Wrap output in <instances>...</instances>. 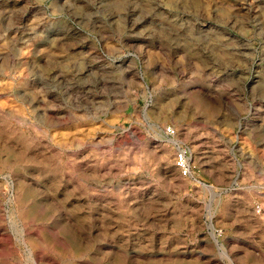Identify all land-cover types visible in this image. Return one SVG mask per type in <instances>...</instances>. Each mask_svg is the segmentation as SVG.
I'll return each mask as SVG.
<instances>
[{"label": "rangeland", "instance_id": "1", "mask_svg": "<svg viewBox=\"0 0 264 264\" xmlns=\"http://www.w3.org/2000/svg\"><path fill=\"white\" fill-rule=\"evenodd\" d=\"M49 262L264 264V0H0V264Z\"/></svg>", "mask_w": 264, "mask_h": 264}, {"label": "built area", "instance_id": "2", "mask_svg": "<svg viewBox=\"0 0 264 264\" xmlns=\"http://www.w3.org/2000/svg\"><path fill=\"white\" fill-rule=\"evenodd\" d=\"M166 132L173 134L175 128L172 126H166ZM174 165L177 167L180 175L187 176L191 172V164L188 158L187 149L184 146H177L174 155Z\"/></svg>", "mask_w": 264, "mask_h": 264}, {"label": "bare ground", "instance_id": "3", "mask_svg": "<svg viewBox=\"0 0 264 264\" xmlns=\"http://www.w3.org/2000/svg\"><path fill=\"white\" fill-rule=\"evenodd\" d=\"M37 259L38 258H36V257L34 258L35 263H36ZM37 263H38V261H37ZM48 264H55V262H49Z\"/></svg>", "mask_w": 264, "mask_h": 264}]
</instances>
